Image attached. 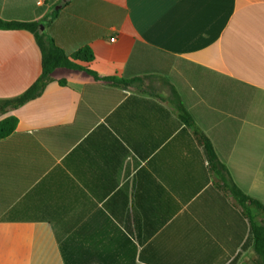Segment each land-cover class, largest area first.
Returning a JSON list of instances; mask_svg holds the SVG:
<instances>
[{
	"label": "crops",
	"instance_id": "1",
	"mask_svg": "<svg viewBox=\"0 0 264 264\" xmlns=\"http://www.w3.org/2000/svg\"><path fill=\"white\" fill-rule=\"evenodd\" d=\"M0 18L40 21L67 55L92 50L79 64L130 81L59 68L7 115L0 264H254L235 200L174 130V91L264 205V0H0ZM40 74L34 35L0 30V99Z\"/></svg>",
	"mask_w": 264,
	"mask_h": 264
},
{
	"label": "trees",
	"instance_id": "2",
	"mask_svg": "<svg viewBox=\"0 0 264 264\" xmlns=\"http://www.w3.org/2000/svg\"><path fill=\"white\" fill-rule=\"evenodd\" d=\"M58 12L57 10L52 13L51 20L57 18ZM42 26L44 27V24L40 21H6L0 18V30L27 31L33 34L41 53V74L38 79L23 94L14 98L0 99V139L10 136L15 131L18 123L16 117L7 115L42 96L47 86L54 82L52 74L56 69L66 68L83 71L93 76L97 81L120 87H127L130 84V81L119 77H100L96 72L79 64V62L89 63L94 59L92 50L89 47H84L69 56L57 45L55 40L41 31ZM58 82L62 86L66 84L64 80ZM131 82H134V80ZM174 93L179 101L176 103L177 118H173L174 130L185 134L191 139L192 143L196 142L198 146L202 147L209 172L217 176V187L224 192V197L227 198L230 195L236 202L234 213L238 216L243 227L241 238L248 233L252 241L255 253L253 263L264 264V205L247 196L237 187L228 170L219 160L211 141L196 125L192 116L180 102L177 93L175 91ZM153 107H157L162 112L166 111L155 103H153ZM167 113L171 117V114Z\"/></svg>",
	"mask_w": 264,
	"mask_h": 264
},
{
	"label": "water",
	"instance_id": "3",
	"mask_svg": "<svg viewBox=\"0 0 264 264\" xmlns=\"http://www.w3.org/2000/svg\"><path fill=\"white\" fill-rule=\"evenodd\" d=\"M43 29H44V27L42 26V27H41V30H43Z\"/></svg>",
	"mask_w": 264,
	"mask_h": 264
},
{
	"label": "built area",
	"instance_id": "4",
	"mask_svg": "<svg viewBox=\"0 0 264 264\" xmlns=\"http://www.w3.org/2000/svg\"><path fill=\"white\" fill-rule=\"evenodd\" d=\"M112 41H114V39H112Z\"/></svg>",
	"mask_w": 264,
	"mask_h": 264
}]
</instances>
